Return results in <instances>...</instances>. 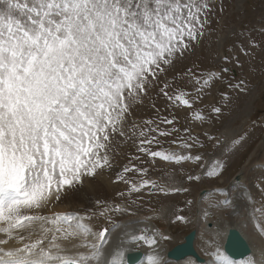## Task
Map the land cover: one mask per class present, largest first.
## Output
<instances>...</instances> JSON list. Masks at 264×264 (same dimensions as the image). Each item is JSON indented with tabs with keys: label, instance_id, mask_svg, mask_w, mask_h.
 I'll return each mask as SVG.
<instances>
[{
	"label": "snow or ice",
	"instance_id": "1",
	"mask_svg": "<svg viewBox=\"0 0 264 264\" xmlns=\"http://www.w3.org/2000/svg\"><path fill=\"white\" fill-rule=\"evenodd\" d=\"M215 8L216 0H0V264H125L127 243L153 249L147 264H165L155 246L158 237H168L133 206L144 195L166 197L190 188L175 182V168L162 182L145 165L164 161L179 166L188 184L199 183L202 176L185 173L183 164L207 167L192 151L205 147L201 135L225 153L246 141V134L221 140L207 130L194 133L191 126L179 127L175 114L186 108L189 124L211 123L223 109L212 106L205 116L195 107L206 90L223 83L225 101L228 90L248 91L246 79L233 82L226 65L242 69L241 56L252 58L255 40L229 49L231 55L220 57L224 66L168 75L210 34ZM154 96L166 100L165 108L153 102V117L137 119V108ZM161 138H171L179 150L164 149ZM127 144L134 152L112 181L125 185L116 193L121 203L97 199L90 207L56 209L86 178L110 170V153ZM225 169L215 160L203 176L219 179ZM253 187L260 198L249 195L245 213L264 238V179ZM221 194L210 207L233 203ZM97 218L106 226L94 228L90 221ZM172 222L187 218L175 214ZM213 246L208 254L214 264H236ZM243 264H264V251Z\"/></svg>",
	"mask_w": 264,
	"mask_h": 264
},
{
	"label": "rangeland",
	"instance_id": "2",
	"mask_svg": "<svg viewBox=\"0 0 264 264\" xmlns=\"http://www.w3.org/2000/svg\"><path fill=\"white\" fill-rule=\"evenodd\" d=\"M211 24L209 27L210 34H206L202 42L194 48L190 54H187L183 60L177 61L174 68L169 70V77L174 73H182L186 68L199 66L200 69L217 68L223 65L220 59L222 55H231L229 49L238 50L240 44L247 47L249 40H255L258 47L250 49L252 58L241 56L243 68L236 67L234 63H228L226 66L231 69L228 73L229 78H233V82L243 77L248 82L247 93H238L228 90L230 99L225 101L221 93L225 90V85L216 82L206 90L203 99L195 105L197 109H202V114L208 116L212 106L222 107V114L216 118L212 117L211 123L200 121H192L191 113L188 109H178L175 114L179 119V127L191 126L194 133H202L207 130L213 136H220L221 140L226 137L236 138V134H246V141L239 150L232 149L225 153L222 148L216 147L214 142H209L201 135V140L204 142V148H195L194 153L201 154L204 159L202 163L207 166H213V161L222 160L226 169L219 179L208 178L203 176V172L207 170L195 168L191 162L183 164L185 173L192 171L202 176V182L188 184L184 178L179 175V166L157 160L149 162L146 167L150 168L149 175L152 179L161 180L162 182L168 179L165 173L171 174L175 168L177 175L175 182L177 184L184 183V186L189 187L187 193H176L168 196H147L139 202L140 206H133L134 210L140 216H152V220L156 227L155 229L167 236L164 239L165 243H171L176 239L182 240L183 236L189 231L196 228V218L198 213V194L203 189L214 190L216 188H228L231 179L239 172L245 162L255 153L257 146L264 135V0H216V8L210 16ZM178 84H183V81H178ZM155 91V90H154ZM155 102L156 106L164 109L166 100L163 97H153L152 100L145 99L144 105L137 108L135 116L140 118H152L154 110L151 104ZM227 103V107H224ZM165 115L168 113L165 112ZM223 134V135H221ZM171 138H161V143L164 149L179 150L175 145L169 143ZM230 147V141H229ZM134 152L131 144L116 145L110 155L112 156V168L105 169L99 172L96 177L107 179L108 185L99 184V190L95 193H84L80 195L82 203L81 208L90 207L95 200L115 201L121 203L116 198V193L125 189L123 183H113L116 174L127 163L129 153ZM262 164L250 168L246 175V183L252 193L253 199H259L258 190L253 187L261 179H264V157L261 159ZM251 162V161H250ZM99 175V176H98ZM104 176V177H103ZM93 179V178H91ZM86 178L83 187L79 189H88L86 185L89 183ZM96 178H94V181ZM101 186V187H100ZM78 197V196H77ZM192 201L191 205L186 202ZM213 199L209 198V201ZM209 203L208 201H206ZM84 203V204H83ZM85 205V206H84ZM182 211H177V210ZM175 214L184 215L187 218L186 223L172 221ZM213 216V217H212ZM211 218L216 219V215ZM126 218H135L128 216L115 217L116 220H124ZM90 223L95 228L104 227L105 221L103 218H97ZM110 226V225H108ZM177 242L174 245L181 243ZM173 245V246H174ZM172 246V247H173Z\"/></svg>",
	"mask_w": 264,
	"mask_h": 264
},
{
	"label": "bare ground",
	"instance_id": "3",
	"mask_svg": "<svg viewBox=\"0 0 264 264\" xmlns=\"http://www.w3.org/2000/svg\"><path fill=\"white\" fill-rule=\"evenodd\" d=\"M264 122V117H263ZM264 157V135L260 140L255 153L249 157V161L245 162V165L238 172V178L232 179L228 188H216L214 190L207 189L202 195L198 194V215L196 218V237L194 240V248L196 252L202 257L203 262H196L192 257H187L180 261L170 260L166 257V252L172 248V246L182 240L176 239L171 243H165L163 238L158 237V244L155 246V250L159 253L165 264H214L215 257L208 254V249L212 248L214 251L213 242L215 246H218L223 252V243L225 240L226 233L229 229H236L248 244V253L241 257L236 264H243V261L248 258L251 254L255 253L257 257L264 251V238L258 235L257 231L252 227L245 213V201L248 196L252 193L246 183V175L250 168L262 164V158ZM251 161V162H250ZM99 176V175H98ZM104 177V176H103ZM88 180L89 183L86 185L88 189H83L76 192L70 199H66L56 206L58 211L75 210L80 209L82 203L80 195L84 193H95L99 190V184L108 185L107 179L95 177ZM85 186V185H84ZM109 186V185H108ZM101 187V186H100ZM84 192V193H83ZM221 192L227 193V198L233 203L231 205H224L221 207H210L215 205L224 198ZM78 196V197H77ZM209 198L213 201H209ZM208 201L209 203H207ZM84 204V203H83ZM85 206V205H84ZM207 211V215H205ZM212 215H216V219L211 218ZM213 217V216H212ZM134 219V218H126ZM123 221V220H121ZM150 224L155 228L156 224L150 221ZM93 226V225H92ZM95 228V227H94ZM184 237V236H183ZM211 237V239H209ZM137 250L143 254V258L138 264H147V257L153 252L152 248H149L143 243H127L123 246V258L127 252ZM225 255V253L223 252ZM226 256V255H225Z\"/></svg>",
	"mask_w": 264,
	"mask_h": 264
},
{
	"label": "water",
	"instance_id": "4",
	"mask_svg": "<svg viewBox=\"0 0 264 264\" xmlns=\"http://www.w3.org/2000/svg\"><path fill=\"white\" fill-rule=\"evenodd\" d=\"M206 190H202L200 194L202 195ZM196 235V230L193 229L189 231L184 237L183 242L175 245L173 248L168 250L167 257L175 261L183 260L186 257H192L196 262H203V259L199 256L194 248V239ZM224 252L234 258L238 259L245 256L249 247L245 239L236 229H229L225 236L223 243ZM141 252L136 253V257H141ZM127 261L133 263L137 258L134 259L133 253H127Z\"/></svg>",
	"mask_w": 264,
	"mask_h": 264
}]
</instances>
